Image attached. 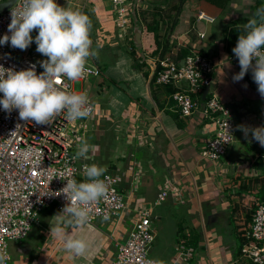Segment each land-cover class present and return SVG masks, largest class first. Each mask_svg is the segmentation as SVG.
<instances>
[{
	"label": "crops",
	"instance_id": "0c3cea01",
	"mask_svg": "<svg viewBox=\"0 0 264 264\" xmlns=\"http://www.w3.org/2000/svg\"><path fill=\"white\" fill-rule=\"evenodd\" d=\"M57 3L65 7L70 3L73 10L89 17L91 48L96 55L89 57L88 65H96L101 71L98 77L72 82L73 90L87 93L91 103V98L94 100L101 121L116 124L113 120L122 116L121 133L130 147L110 163L104 162L105 168L120 178L118 190L127 209L109 221L95 220L75 232L67 228L69 234L86 238L90 247L85 256L63 251L64 264H114L117 245L127 240L146 209L152 212L156 236L149 256L158 264H250L240 249L250 228L247 214L262 200L264 169L260 162L264 147L251 133L246 138L237 126L264 127V97L250 71L242 80H233L241 68L239 61L232 59L236 45L229 35L233 28L245 32L244 25L257 12V0H134L127 6L131 22L124 33L110 0ZM200 11L214 22L198 21ZM154 14L160 15L155 21H160L158 42L168 48L165 57L178 62L200 54L215 64L209 93L216 94L232 111L237 127L234 145L218 161L201 157L216 129L204 115L205 103L200 101L195 114L183 118L172 93L152 83L161 59L160 54L153 56L155 40L147 31ZM136 27L141 29V37L135 39ZM36 35L38 30H33V43L27 50L41 62L48 58L36 51ZM134 48L145 56L142 60L146 65L140 69L135 68ZM172 86L175 92L189 88L186 82ZM88 157L81 160L87 162ZM163 190L169 192L168 198L161 206H154ZM59 213L55 207L44 209L40 227L50 233V226L60 221ZM53 239L57 243L49 246L40 264H50L56 257L55 248L63 247L61 240ZM181 244L192 246L195 252L182 254ZM58 260L62 261L61 255Z\"/></svg>",
	"mask_w": 264,
	"mask_h": 264
},
{
	"label": "built area",
	"instance_id": "2783aa9c",
	"mask_svg": "<svg viewBox=\"0 0 264 264\" xmlns=\"http://www.w3.org/2000/svg\"><path fill=\"white\" fill-rule=\"evenodd\" d=\"M4 1L0 0V4ZM110 1L116 10L118 27L124 33L131 22L130 9L127 6L134 0ZM12 8L0 16V39L5 34L11 35L8 25L11 22ZM197 20L214 22V18L202 11L198 13ZM200 36L203 38L205 35ZM232 59H238L234 53ZM32 65H35L37 74L43 72L40 70V62L28 50L13 48L10 42L0 45V66L20 71ZM89 66L91 71L79 81L101 75L96 65ZM158 67L157 84L188 83V90L177 91L172 98L183 118L192 117L199 109L203 91L211 85L210 77L215 71L214 62L200 54L189 55L178 62L167 56L158 61ZM0 71L5 70L0 68ZM72 82L63 78L57 82L56 87L75 92ZM2 98L3 94L0 93V99ZM91 105L94 111L89 118L69 122L61 113L47 125L38 126L31 121L20 120L18 110L14 109L9 113L0 106V248L7 246L9 259L6 264L11 262L9 242L26 238L32 226L38 223L44 208L55 205L58 212H61L67 203L65 196L58 193L67 183L61 178L75 179L77 182L85 179L82 174L83 166L89 163L81 158L74 160L72 149L75 140H81V136L77 137L78 132L83 127L86 128L84 120L90 119L95 113V106L92 103ZM204 115L215 123L216 129L201 157L203 160L218 161L236 141L234 114L216 94L209 93ZM261 159L264 169V156ZM101 179L107 183L109 193L106 199L92 206L89 224L97 219L110 220L127 209L124 196L118 190L120 178L115 174L105 173ZM168 196L167 190L160 192L154 206H161ZM152 218L149 209L141 213L127 240L117 245L114 264H157L149 256L150 247L156 237ZM248 238L250 243L244 250V256L252 264H264V201L256 204ZM180 250L182 254L186 252L187 256L193 254L192 249Z\"/></svg>",
	"mask_w": 264,
	"mask_h": 264
},
{
	"label": "clouds",
	"instance_id": "9594fccd",
	"mask_svg": "<svg viewBox=\"0 0 264 264\" xmlns=\"http://www.w3.org/2000/svg\"><path fill=\"white\" fill-rule=\"evenodd\" d=\"M90 29L89 17L79 10H73L70 3L65 7L57 0H17L8 25L11 35L5 34L0 39V45L10 42L13 48L27 50L33 43V30H38L35 36L36 51L48 59L40 62L44 69L40 74H37L35 65L20 71L0 66L5 70L0 71V93L3 94L0 106L3 110L11 113L16 109L20 120L31 121L37 126L47 125L61 113L69 122L89 118L94 108L87 93L65 91L57 88L56 84L63 78L79 81L91 71L88 59L96 53L91 48ZM244 29L246 34L239 36L232 50L241 68L233 80H242L251 69L257 91L264 97V8L257 10ZM237 127L246 138L251 133L252 139L264 147V127ZM90 150H95V146L89 145L86 140L81 141L73 159H88ZM105 172L102 166L85 164L83 181L61 178L67 183L58 193L65 196L67 203L58 214L60 221L51 225L50 236L61 240L63 248L70 254L85 256L89 250L86 238L69 234L66 229L70 227L75 232L87 226L91 220L92 206L107 198L109 187L101 179ZM8 259L5 245L0 248V264H6Z\"/></svg>",
	"mask_w": 264,
	"mask_h": 264
},
{
	"label": "rangeland",
	"instance_id": "374dc122",
	"mask_svg": "<svg viewBox=\"0 0 264 264\" xmlns=\"http://www.w3.org/2000/svg\"><path fill=\"white\" fill-rule=\"evenodd\" d=\"M77 89H79V86L76 87V90ZM91 101L92 103H95L92 98ZM94 106L96 107L97 105ZM103 108H104L103 106L100 107V109ZM97 117H100V115L95 113L90 119L84 120V122L87 123L88 130L86 131L84 128L80 129L77 137L81 136V140L79 139L75 140V142L73 143L72 152L74 155L76 154L78 144L81 141L86 140L87 143L92 146L98 145L100 149L89 151L88 155H90V159L87 162L90 165L99 163V166L105 168L106 164L104 162L110 163L115 159L116 156L120 157L123 155V153L129 151L130 147L125 144L126 142L124 141V137L122 136L121 133L123 129L122 124H124V120L122 116L121 118L119 117L113 120L116 121L118 125H116L117 123L111 124L105 120L101 121V119ZM92 120L93 123H90ZM234 121L236 122L235 117H234ZM102 130H106V134L103 135ZM116 147L118 148V150L115 152L112 149H115ZM105 173L114 174L109 169H106ZM262 201H264V192L262 193ZM251 206L249 204V207ZM253 214H252V218H253ZM251 225H252V220L250 222L249 229H251ZM43 229L45 228L43 227ZM43 229L40 227L39 224L38 225L35 224L32 226L31 231L29 232L26 238L9 242V253L11 255L10 264H40V261L45 258L49 246L57 243L53 239V237L50 236V233L44 231ZM22 248H27V249L30 248L31 251L25 252L21 250ZM63 251H65L63 247L55 248L56 257H54L50 261V264H64L65 263L64 258L66 254L63 255ZM60 255L62 261L58 260V258H60Z\"/></svg>",
	"mask_w": 264,
	"mask_h": 264
},
{
	"label": "trees",
	"instance_id": "16d2710c",
	"mask_svg": "<svg viewBox=\"0 0 264 264\" xmlns=\"http://www.w3.org/2000/svg\"><path fill=\"white\" fill-rule=\"evenodd\" d=\"M261 8H264V0H257V10L258 9H261ZM181 9V7H178L177 8V10H180ZM160 15L159 14H154V15H152L150 18L151 19H153L152 20V22H148V26H147V31L149 32L148 34H151V37H152V39L153 40H155V51H153V56H157L158 54H160V56H161V58L162 57H165V55H167V52H168V48H167V46H165L164 48H162V44L160 43V42H158L159 41V39H158V37H159V26H160V21L159 22H156L155 21V19L157 18V17H159ZM257 19H260L259 17H257ZM176 24V22L174 21V23H173V25L172 26H174ZM241 34H246V32H244V33H242V30L241 29H236V28H233L232 29V31L230 32V35H229V39L231 40L230 42L233 44H235V45H237V42H238V39H239V36L241 35ZM233 44V45H234ZM161 49V51L162 52H159V50ZM132 54H133V61H134V64H135V68H137V69H140L141 68V66H145L146 65V63H145V61H143L144 60V58L143 57H145V56H140V54L136 51V49L134 48V52H132ZM143 59V60H142ZM234 60H238V59H234ZM158 71H159V68L158 69H156V73H155V75H154V78H153V80H152V83L155 85L156 84V86L157 87H160V88H166L168 91V93H172L171 94V97L173 96V94H174V92H175V89H174V87L172 86L173 84H163V85H159V84H157L156 83V77H157V74H158ZM250 75H252V71H250ZM251 77V76H250ZM251 79H252V81H254L253 80V78L251 77ZM152 84V85H153ZM254 84H255V87L256 88H258V86L256 85V83L254 82ZM169 88V89H168ZM207 100V99H206ZM205 100V101H206ZM200 101H202V99H200ZM260 158L261 157H259L258 159L260 160ZM260 164L262 165V167H263V164H262V159H261V162H260ZM264 188V187H263ZM263 192H264V190H262ZM262 201V200H261ZM49 207H55L56 208V206L55 205H51V206H48V207H46V208H49ZM255 207L256 206H253V208L250 210V212H248V214H247V220L249 221V222H251V220H252V214L254 213V211H255ZM46 208H44V209H46ZM57 210V209H56ZM58 211V210H57ZM250 231V229L247 231V233H246V236H245V240H243L244 241V243H243V245H242V247H241V249H240V251H241V255H242V253H243V256H244V250H245V248L248 246V244L250 243V239L248 238V232ZM179 248L181 249V248H184L185 250H190V249H192V251L193 252H195V249L194 248H192V246H190V245H187V244H181L180 246H179ZM245 257V256H244ZM248 261H249V263L250 264H252V262H251V260L250 259H248L247 257H245Z\"/></svg>",
	"mask_w": 264,
	"mask_h": 264
},
{
	"label": "water",
	"instance_id": "95a60500",
	"mask_svg": "<svg viewBox=\"0 0 264 264\" xmlns=\"http://www.w3.org/2000/svg\"><path fill=\"white\" fill-rule=\"evenodd\" d=\"M17 0H7L3 3L0 4V16L4 13H6L8 10H10L15 4H16ZM140 38L141 37V29H139L138 27H136L135 29V39ZM18 59H20V56H18ZM40 70L44 71V69L40 66ZM210 92V86L206 87V89L203 92L202 95V101L205 102L206 97L208 95V93Z\"/></svg>",
	"mask_w": 264,
	"mask_h": 264
},
{
	"label": "bare ground",
	"instance_id": "6f19581e",
	"mask_svg": "<svg viewBox=\"0 0 264 264\" xmlns=\"http://www.w3.org/2000/svg\"><path fill=\"white\" fill-rule=\"evenodd\" d=\"M41 214V213H40ZM39 218H40V216H39Z\"/></svg>",
	"mask_w": 264,
	"mask_h": 264
}]
</instances>
